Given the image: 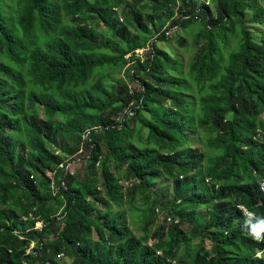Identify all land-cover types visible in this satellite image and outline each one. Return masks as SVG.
Instances as JSON below:
<instances>
[{
  "label": "trees",
  "instance_id": "obj_1",
  "mask_svg": "<svg viewBox=\"0 0 264 264\" xmlns=\"http://www.w3.org/2000/svg\"><path fill=\"white\" fill-rule=\"evenodd\" d=\"M203 1L16 0L17 36L0 11V264H264L239 208L264 217V4ZM180 28L189 63L158 46ZM128 64L139 91L106 80ZM145 193L134 235L113 211Z\"/></svg>",
  "mask_w": 264,
  "mask_h": 264
},
{
  "label": "rangeland",
  "instance_id": "obj_2",
  "mask_svg": "<svg viewBox=\"0 0 264 264\" xmlns=\"http://www.w3.org/2000/svg\"><path fill=\"white\" fill-rule=\"evenodd\" d=\"M58 1V0H56ZM251 2L253 1H257L259 3H261V5H263V1L262 0H249ZM205 6L209 8V10L215 14L218 15V12L216 11V6H215V2L213 0H204L203 1ZM16 8V0H11L6 3L1 4L0 6V11L2 13V16L4 18V20L7 22L8 26L11 28V30L13 31L14 35H19L20 31L17 25V21H16V14L14 13V10ZM128 6H124L121 11H120V16H122V18L128 13ZM249 17H252V12H250ZM187 20V19H184ZM252 21V20H251ZM250 21V23H252ZM201 24H198L196 26H194V30L197 31L200 27ZM252 28H254L256 30L257 36L258 38L264 37L262 36V32L264 33V28L261 30L262 32L260 33V31L258 29H261L259 25L252 23ZM194 31V34H195ZM104 33H106V30H103ZM134 34V31H132ZM168 34H170L168 36V39L170 40L167 43L164 42H159L158 46L169 51L171 54H175V55H179L185 63H189L190 60L192 59V57L194 56V52L195 50L192 48V40L194 38L193 34L188 35L187 31L180 28L176 31V29H173L172 31H170ZM178 36L182 37L183 39H187L188 42V46L186 49H182L181 46H179V43L177 42V38ZM235 46L234 44L232 45V47ZM137 53L139 55H141V59L143 60L144 58H146L145 56V50L144 49H140L137 51ZM229 55V51L225 52V57H227ZM2 60H0L1 62ZM132 68V64H128L125 68H123L122 70H111L106 74V80L108 82V84H114L116 85L118 82H122L125 83L128 87L129 90H135V91H139L141 88L140 83L137 80H130L127 76V71L129 69ZM4 105H6L7 107H11L12 102L10 101H5ZM34 109H36L39 113H40V118L41 119H45V112L42 106H40L39 104L37 105H33ZM28 110H30L29 108V104L27 105ZM124 117V114H120L118 120H121ZM132 118V117H131ZM129 118V124L131 127L135 128V135H134V140L137 141V137L136 134L138 133L140 126L138 127L137 125L134 124L133 120ZM143 135H146V132H143ZM190 138H189V146L190 147H196V148H200V143L197 141V133H189ZM50 149L52 151H54L57 155L59 156H64L67 160H71L72 163V170L77 173L80 174L82 173L84 170H86L87 168V161L85 160L86 158V154L87 152L84 151L83 153H80L77 156H68L66 155L63 151V149L66 148L64 143H60L57 145H49ZM113 170H117V168H113ZM49 175L51 176V178L55 177V173L54 172H50ZM134 185H137V182H133ZM150 195H146L142 194L140 196L137 197L135 203L133 206H128V205H123L122 207L118 208V209H114L113 214H122L123 215V220L126 223V226L128 227V229L130 230V232L134 235H143L144 232H142L140 230L141 227V221L143 220V209H145L146 207H148V209H151V207L154 206V202H155V197L152 194L151 195V201L148 205H146V200L147 198H149ZM140 209V211L138 210ZM149 211V210H148ZM200 214H203V217H205L204 215H206V210L205 209H201L200 210ZM93 216H95V214H93ZM161 220V219H160ZM185 229L189 228L188 223H186L183 226ZM95 238V235H94ZM32 247V245H31ZM206 247H210V242L206 241ZM181 255H185V247L183 246L180 250ZM60 261H66L63 259H60Z\"/></svg>",
  "mask_w": 264,
  "mask_h": 264
},
{
  "label": "clouds",
  "instance_id": "obj_3",
  "mask_svg": "<svg viewBox=\"0 0 264 264\" xmlns=\"http://www.w3.org/2000/svg\"><path fill=\"white\" fill-rule=\"evenodd\" d=\"M255 220L253 224L251 221ZM245 227L248 228L249 234L257 242H264V217L257 216L255 212L246 211ZM257 258H264V252L257 251Z\"/></svg>",
  "mask_w": 264,
  "mask_h": 264
},
{
  "label": "built area",
  "instance_id": "obj_4",
  "mask_svg": "<svg viewBox=\"0 0 264 264\" xmlns=\"http://www.w3.org/2000/svg\"><path fill=\"white\" fill-rule=\"evenodd\" d=\"M170 34H167V36H169ZM141 56V55H140ZM136 106H135V102H132L131 104H130V106H129V108L126 110V113L128 114V116L129 117H133L134 116V114H135V110H134V108H135ZM89 133V132H88ZM88 133H87V136H88ZM74 162V161H73ZM71 160H68V161H66V162H63V163H61L60 164V168L61 169H64V170H66L67 172H69L70 174H75V172L72 170V163H73ZM99 165V164H98ZM50 176V175H49ZM51 177V176H50ZM52 179V182H51V189L53 190V191H57L58 190V187H56V185H55V182H54V178H51ZM207 182H209V180H207ZM260 189H261V191L262 192H264V177H263V179H262V181L260 182ZM239 208H240V210H242L244 213H245V215H246V211H248L244 206H239ZM169 220V219H168ZM37 227L39 228V227H42V223H38L37 224ZM158 253V255H162V252L161 251H158L157 252ZM58 258L59 259H63L64 258V255L63 254H60L59 256H58ZM169 262V264H180L179 263V261L177 260V259H171V260H169L168 261Z\"/></svg>",
  "mask_w": 264,
  "mask_h": 264
}]
</instances>
